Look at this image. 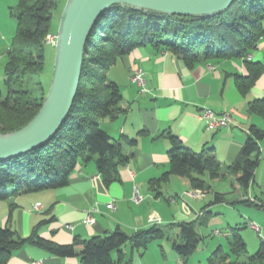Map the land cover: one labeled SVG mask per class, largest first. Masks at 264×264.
I'll list each match as a JSON object with an SVG mask.
<instances>
[{
  "label": "trees",
  "instance_id": "16d2710c",
  "mask_svg": "<svg viewBox=\"0 0 264 264\" xmlns=\"http://www.w3.org/2000/svg\"><path fill=\"white\" fill-rule=\"evenodd\" d=\"M61 1L60 6L56 0H18L10 9L16 30L4 65L6 94L2 97L0 91V133L24 126L44 101L48 88L38 78L44 68L45 38L55 33L51 27L53 11L59 9V21L66 0ZM263 36L264 0H234L226 10L203 19L168 16L119 5L109 7L97 18L85 41L76 96L57 132L37 148L0 161V201L22 192L64 187L71 172L94 157L97 172L105 184L119 180V169L129 159L124 147H134L136 140L127 137L112 140L102 130L101 123L126 111L119 87L108 79L107 72L132 50L140 47L167 50L180 55L188 65L200 60L241 58L246 74L236 75L235 84L245 95L264 70L261 63L246 59ZM248 108L250 113L264 117V98L250 102ZM261 137L257 129L251 128L238 157L226 167L244 191H248L258 165ZM166 138L171 144L167 152L169 169L152 181L151 189L155 190L172 175L185 177L192 188H203L205 184L194 175L208 173L212 180L220 176L223 166L214 157L183 146L171 133H167ZM214 202H223V195L215 194ZM242 202L264 211V206L258 203ZM195 226V222L176 225L180 240L174 241L172 246L183 260L203 241L195 233ZM239 230L233 227L228 231L233 259L217 247L207 258V264H264V242L261 240L258 250L248 256ZM164 237L163 228L152 226L132 235L115 229L108 235L57 245L41 239L36 232L24 238L8 227H0V264H7L12 252L25 244L35 245L57 257H74L79 251L80 264H119L124 245L144 249L150 242ZM113 252L117 254L116 259L112 257Z\"/></svg>",
  "mask_w": 264,
  "mask_h": 264
},
{
  "label": "crops",
  "instance_id": "0c3cea01",
  "mask_svg": "<svg viewBox=\"0 0 264 264\" xmlns=\"http://www.w3.org/2000/svg\"><path fill=\"white\" fill-rule=\"evenodd\" d=\"M17 3L18 0H0V66L5 65L6 53L15 34L16 22L10 9ZM249 56L251 61L261 63L264 68V36ZM135 69L143 72L144 93L130 81ZM245 74V63L241 58L200 60L188 65L180 55L167 50L150 47L132 50L107 72L108 79L119 87L126 111L101 124L112 140L122 137L136 140L134 147H124L129 159L119 169V180L105 184L97 172L94 157L77 166L64 187L22 192L1 200L0 227H8L20 237H30L36 232L43 240L70 245L76 240L108 235L115 229L132 235L137 230L157 226L163 228L165 237L150 242L144 249L124 245L119 264H182V261L184 264H202L203 256L191 257L197 249L184 260L174 251L173 242L180 240L177 224L195 222V233L200 236L196 227L205 225L213 212L223 216L222 208H236L240 215L248 217L245 226L250 229L251 224L257 225L256 220L262 223L260 213L244 207L247 204L242 201L264 206V117L250 113L248 108L250 102L264 98V70L250 90L242 95L236 87L235 76ZM203 108L218 114L227 113L231 117L230 125L223 129H208L199 117ZM251 128L257 129L262 137L258 140V165L248 191H244L226 167L238 157ZM167 133L175 135L192 151L202 152L222 163L217 179H210L208 173L194 175L205 183L199 189L213 195V199L204 205L198 207L197 202L203 201L205 195L196 200L186 194L192 187L185 177L172 175L160 182L155 190L150 188L152 181L169 169L167 152L171 144L166 138ZM134 187L142 196L139 204L131 200ZM229 190L234 191V198L226 197ZM215 194L223 195V202L215 203ZM110 202L115 203L113 211L108 208ZM228 202L232 204L230 207ZM36 203L41 205L40 211L32 210ZM250 207L264 213L255 206ZM88 214L93 221L90 225L84 223ZM224 223L228 239V231L233 227L229 221ZM259 229L261 233L262 229ZM214 234L219 231L215 230ZM201 238L204 241L205 237ZM112 257L117 258L116 252ZM39 260L43 264H80L79 251L74 257H57L31 244L13 251L7 264H30Z\"/></svg>",
  "mask_w": 264,
  "mask_h": 264
},
{
  "label": "water",
  "instance_id": "95a60500",
  "mask_svg": "<svg viewBox=\"0 0 264 264\" xmlns=\"http://www.w3.org/2000/svg\"><path fill=\"white\" fill-rule=\"evenodd\" d=\"M234 0H66L56 31L52 77L44 101L24 126L0 133V161L31 151L49 140L61 126L76 96L84 45L97 18L119 5L168 16L208 18ZM256 47V46H255Z\"/></svg>",
  "mask_w": 264,
  "mask_h": 264
},
{
  "label": "rangeland",
  "instance_id": "374dc122",
  "mask_svg": "<svg viewBox=\"0 0 264 264\" xmlns=\"http://www.w3.org/2000/svg\"><path fill=\"white\" fill-rule=\"evenodd\" d=\"M58 5L61 6L62 1L61 0H56ZM54 19L51 22V27H52V31H57V27H58V14H59V9L58 10H54ZM54 53H55V48L47 45L44 51L45 54V62H44V68L43 71L40 75V77L38 78L43 86L45 88H49L50 85V81H51V77H52V71H53V64H54ZM4 66H0V91L2 92V97L5 96L6 94V87L4 84ZM36 79V80H38ZM32 88L35 89L36 86H34V84L32 85ZM102 124V123H101ZM222 185V184H220ZM193 189V188H192ZM194 189H199V188H194ZM205 190V189H202ZM189 191V189L187 190V192ZM205 194V198L203 201L201 202H197V206L198 205H204L208 200H212L213 199V195L212 194ZM227 198H234V191L233 190H229L228 195H226ZM229 207L230 205H232L230 202H228L227 204ZM235 205V204H234ZM241 205V204H239ZM199 207V206H198ZM221 207V206H219ZM236 207V206H235ZM244 207H249L251 208L253 211L259 212L262 219V223L256 220V224L262 229L261 233H257L256 231L250 229L249 227L245 226V223L247 222V218L244 215H240V213H238V210L235 209H231V210H224L222 208L221 212L224 214L222 215H218L216 216L213 212V215L211 217L208 218V222L205 225H201V226H197L196 227V232L200 235L205 237L204 241L198 246L197 250L192 254L191 257L194 258H200V257H204L202 264H206L205 261L207 260V258H209L213 252L215 251V249L219 246L222 248V251L225 254H229L230 255V259H233V255L230 253V245H229V239L226 238V226H225V221L228 222L230 224V227H239V233L240 236L243 240V242L246 245V249H247V255H252L254 254L259 247V243H260V237H264V213L261 212L260 210L254 208V207H250V206H244ZM215 230L219 231V234H214ZM162 244H165V242H162ZM168 248V246H166ZM165 247V249L167 250V248ZM242 261L245 260V257L241 258Z\"/></svg>",
  "mask_w": 264,
  "mask_h": 264
},
{
  "label": "built area",
  "instance_id": "2783aa9c",
  "mask_svg": "<svg viewBox=\"0 0 264 264\" xmlns=\"http://www.w3.org/2000/svg\"><path fill=\"white\" fill-rule=\"evenodd\" d=\"M55 41H56V33H50L46 36L45 38V43L47 45L53 46L55 45ZM247 60H250V56L246 57ZM130 81L133 85H135L138 90L141 93H144L146 91L145 89V80H144V75L143 72L140 69H135L133 70L131 76H130ZM199 117L201 120L204 121L206 127L208 129H223L226 128L230 125L231 123V117L227 114V113H215L210 109H206L203 108L200 113H199ZM186 194L193 198V199H201L204 195H205V191L202 189H190L188 192H186ZM132 202L135 204H139L142 201V196L139 194L138 189L136 187H134L133 190V194H132V198H131ZM41 205L39 203H36L32 206V210L33 211H40L41 210ZM108 208L110 210H115L116 206L114 202H110L108 204ZM84 223L85 224H92V218L91 215L88 214L85 219H84ZM251 229H253L254 231H256L257 233L260 232V229L257 225L255 224H251L250 225ZM261 239L264 242V238L261 237ZM30 264H43V262L41 260L39 261H32ZM181 264V263H180Z\"/></svg>",
  "mask_w": 264,
  "mask_h": 264
}]
</instances>
